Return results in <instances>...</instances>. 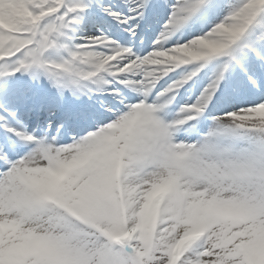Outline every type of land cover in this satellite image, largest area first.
Here are the masks:
<instances>
[{
    "label": "snow or ice",
    "instance_id": "obj_1",
    "mask_svg": "<svg viewBox=\"0 0 264 264\" xmlns=\"http://www.w3.org/2000/svg\"><path fill=\"white\" fill-rule=\"evenodd\" d=\"M0 264H264V0H0Z\"/></svg>",
    "mask_w": 264,
    "mask_h": 264
}]
</instances>
